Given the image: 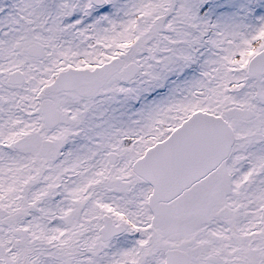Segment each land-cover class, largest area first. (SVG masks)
Segmentation results:
<instances>
[{"label": "snow or ice", "instance_id": "6c2138e0", "mask_svg": "<svg viewBox=\"0 0 264 264\" xmlns=\"http://www.w3.org/2000/svg\"><path fill=\"white\" fill-rule=\"evenodd\" d=\"M0 264H264V0H0Z\"/></svg>", "mask_w": 264, "mask_h": 264}]
</instances>
